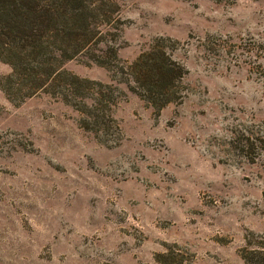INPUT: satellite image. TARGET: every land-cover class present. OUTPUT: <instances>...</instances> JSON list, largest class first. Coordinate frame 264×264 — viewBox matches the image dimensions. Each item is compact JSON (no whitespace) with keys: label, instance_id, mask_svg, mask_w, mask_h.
<instances>
[{"label":"rangeland","instance_id":"1","mask_svg":"<svg viewBox=\"0 0 264 264\" xmlns=\"http://www.w3.org/2000/svg\"><path fill=\"white\" fill-rule=\"evenodd\" d=\"M116 2L121 63L168 38L182 98L157 112L121 73L67 61L123 91L95 135L0 87V264H264V0Z\"/></svg>","mask_w":264,"mask_h":264},{"label":"trees","instance_id":"2","mask_svg":"<svg viewBox=\"0 0 264 264\" xmlns=\"http://www.w3.org/2000/svg\"><path fill=\"white\" fill-rule=\"evenodd\" d=\"M116 0H0V61L11 71L0 87L11 101L40 92L78 110L80 126L95 135L107 133L117 94L113 83L80 77L64 64L83 57L124 77L128 91L157 112L182 98L187 69L172 57L173 46L156 36L129 64L118 56L123 46ZM258 264L253 256L245 257Z\"/></svg>","mask_w":264,"mask_h":264}]
</instances>
